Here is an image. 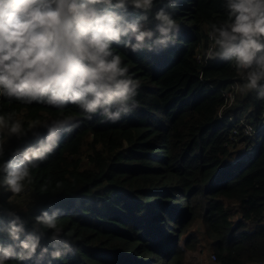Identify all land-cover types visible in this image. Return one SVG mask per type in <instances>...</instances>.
Returning a JSON list of instances; mask_svg holds the SVG:
<instances>
[{"label":"trees","instance_id":"obj_1","mask_svg":"<svg viewBox=\"0 0 264 264\" xmlns=\"http://www.w3.org/2000/svg\"><path fill=\"white\" fill-rule=\"evenodd\" d=\"M155 3L153 12L164 7L180 30L171 34L175 43L157 45L159 22L149 15L144 26L155 35L142 49L124 47L135 43L131 34L114 45L140 83L138 107L130 103L117 122L101 114L85 119L74 105L61 112L0 98V114L15 111L25 125L63 115L79 120L59 129L58 147L36 162L25 192L13 197L0 183V229L10 211L32 232L42 209H61L57 241L52 230L41 237L49 250L43 259L38 249L31 260L5 264H190L204 253L216 257L212 264H264V81L248 91L231 62L206 58L211 26L226 19L223 0ZM137 15L129 9V20ZM234 79L239 93L227 107L222 91ZM35 132L9 138L4 159L47 136V128ZM196 226L205 248L190 232ZM0 242L12 243L4 232ZM57 249L63 255L52 259Z\"/></svg>","mask_w":264,"mask_h":264},{"label":"clouds","instance_id":"obj_2","mask_svg":"<svg viewBox=\"0 0 264 264\" xmlns=\"http://www.w3.org/2000/svg\"><path fill=\"white\" fill-rule=\"evenodd\" d=\"M156 7L155 0H0V98L61 112L74 105L85 119L101 114L117 122L121 112L127 114L138 107L135 97L140 83L130 75L114 45L131 34L135 43L123 42L124 47L133 53L142 49L155 35L144 26L149 15L159 22L157 45L166 48L169 40L175 43L171 34L180 30L170 12L164 7L153 12ZM222 7L226 19L211 26V45L205 56L231 62L245 81L244 87L255 90L264 81V0H223ZM129 9L138 13L134 19H128ZM148 50L152 51L151 45ZM50 121L25 125L15 111L0 114V183L13 197L25 192L26 182L32 183L31 170L39 167L36 162L45 161L58 147L59 129L79 122L71 115ZM37 127L47 128V136L13 148L11 158L4 159L9 138L22 140L29 132L36 136ZM60 212L55 209L49 214L42 209L33 218L32 232H27L26 222L16 212H8L12 219L0 232L12 243L0 242V264L31 260L38 249V259H43L49 250L41 244V237L45 230H52L50 239L57 241L62 233L57 219ZM50 255L58 259L63 253L57 249Z\"/></svg>","mask_w":264,"mask_h":264},{"label":"built area","instance_id":"obj_3","mask_svg":"<svg viewBox=\"0 0 264 264\" xmlns=\"http://www.w3.org/2000/svg\"><path fill=\"white\" fill-rule=\"evenodd\" d=\"M210 45H211V41H210ZM196 59H197V61L199 63L203 62L202 55H201L200 52L197 53ZM240 78H241V75H240ZM238 93H239V83L234 79L229 84V86H227V88L222 91V94H223V97L225 99V102L227 103V107H230V106H232L235 103V101L237 99V96H238ZM243 131H244L245 134H250L251 130H250L249 127H247L245 125ZM236 132L237 131L234 130L233 133L236 134ZM234 140H235V138H234ZM211 258H212V261L216 260V257L214 255H212Z\"/></svg>","mask_w":264,"mask_h":264},{"label":"rangeland","instance_id":"obj_4","mask_svg":"<svg viewBox=\"0 0 264 264\" xmlns=\"http://www.w3.org/2000/svg\"><path fill=\"white\" fill-rule=\"evenodd\" d=\"M243 125H244V124H243ZM22 200H23V199L19 200L18 203H20ZM190 232L193 233V234H195L196 236H198V238H199L200 241L202 242L204 248L208 246V244H206V243L204 242V236H203V232H202L200 226H196V227H194V229L191 230ZM208 249H209V248H208ZM205 255H206V253H204L203 255H201V256L198 257V258L189 257V260H190V259L193 260V261L190 262V264H197L198 262H194V261L199 260V259H200V264H209V263H211V262H208V260L205 258V257H207V256H205ZM210 261H212V258L210 259Z\"/></svg>","mask_w":264,"mask_h":264},{"label":"crops","instance_id":"obj_5","mask_svg":"<svg viewBox=\"0 0 264 264\" xmlns=\"http://www.w3.org/2000/svg\"><path fill=\"white\" fill-rule=\"evenodd\" d=\"M208 262H210V260H208ZM209 264H212V262H211V263H209Z\"/></svg>","mask_w":264,"mask_h":264}]
</instances>
